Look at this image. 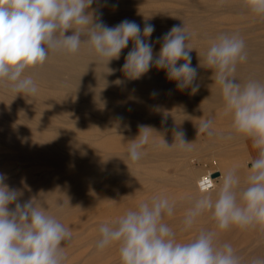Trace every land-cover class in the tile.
I'll return each mask as SVG.
<instances>
[{"label":"clouds","instance_id":"9594fccd","mask_svg":"<svg viewBox=\"0 0 264 264\" xmlns=\"http://www.w3.org/2000/svg\"><path fill=\"white\" fill-rule=\"evenodd\" d=\"M94 3L96 8L91 7ZM242 3L250 12L264 17V0ZM107 6L108 0H0V88L16 96H35L39 86L29 70L43 67L50 54L72 58L86 45L95 61L107 66L120 58L131 41L133 47L121 69L129 80H138L155 67L165 70L177 89L190 88L192 95L199 91L197 67L192 66L193 48L187 43L192 33L184 24L151 41L155 26L147 20L143 28L128 19L115 26L104 23L101 9ZM69 31L71 34L66 35ZM155 43L161 47L154 55ZM201 55L203 63L200 61L199 66L213 71L211 78L219 88L223 115L231 120L230 131L220 138L251 140L257 155L249 161L251 167L243 186L238 166H233L220 174L210 190L192 200L181 230H191L205 213H210L215 230L202 229L189 242H177L176 233L163 222L175 211V202L166 195H155L116 221L101 224L95 247L99 252L118 246L121 264H243L230 243L217 242L219 233L232 227L246 230L257 226L264 233V81L237 80L238 65L249 58L239 33L218 34ZM150 95L155 97L157 93ZM213 123L211 118L201 120L198 134L217 135ZM138 128L139 134L127 148L129 164L139 163L149 145L177 152L193 150L194 142L186 141L183 130L172 129L171 145L164 139L156 145L150 126ZM6 179V174L0 173V264H65V245L73 239L70 228L35 197L21 202L23 191L10 188ZM248 264H264V257H253Z\"/></svg>","mask_w":264,"mask_h":264},{"label":"bare ground","instance_id":"6f19581e","mask_svg":"<svg viewBox=\"0 0 264 264\" xmlns=\"http://www.w3.org/2000/svg\"><path fill=\"white\" fill-rule=\"evenodd\" d=\"M100 2L103 3V0ZM113 4L118 7L113 8ZM91 7L96 8L97 4L94 3ZM101 11L102 20L108 26H115L128 19L143 28L147 20L155 26V31L149 38L151 41L162 37L173 26L184 24L192 33V38L187 43L193 48L192 66L197 67L196 82L200 84L199 91L192 95L190 88L183 91L177 89L176 82L167 78L166 71L155 67L140 79L129 80L121 69L128 51L133 47L131 41L122 50L120 58L113 59L107 66L95 61V57L85 45L75 57L50 54L43 67L29 70V74L33 75L39 86L35 96H16L0 88V109L7 115L3 117L0 114V125L4 124L20 134L36 137L39 145L52 143L57 150L65 153L64 156L59 151L37 153L33 148L39 145L31 144L33 146L27 151V156L42 158L44 162L54 161L63 166L84 164V154L90 150L97 151L99 156L97 159H89L88 169L96 165L99 167L86 173L85 177L89 182H95L91 184L87 181L85 189H91L98 181L102 185L108 182L107 174L104 173L113 168V173L126 176L132 182L130 186L118 188L117 193L113 195L115 200L120 199L123 194H128L140 202L148 201L155 195H166L175 202L174 212H178L190 207L192 200L202 193L198 188V181L202 176L213 174L217 180L222 172L233 166H238L243 186L248 172L244 167L249 160L246 153H241L238 157L237 153L235 159L222 156L219 163H216V170L196 169L192 165V157H188L193 150L177 152L149 145L146 146L149 153L137 164H129L126 153L129 143L139 134L138 125L150 126L154 130L152 136L156 145L161 144L163 139L171 145L174 142L173 128L183 130L187 142H196L198 138L193 130L201 120L211 118L217 133L211 137L212 144L216 146L213 152L219 155L223 152L227 154L226 148L230 144L220 137L230 131L231 120L223 115L219 88L211 78L213 71L199 66L200 61L203 63L201 54L206 52L210 42L218 34L239 33L246 42L249 58L247 63L238 65L237 80L245 82L249 78H255L264 81V44H257L256 41L260 39L257 31L259 26L264 27V17L250 12L242 0H108V6L103 7ZM248 23H256L255 28L249 27ZM69 32L67 35L71 34ZM160 47V43H155L154 55L159 53ZM55 66L58 68H53ZM109 69L114 71L109 72ZM64 72H74L79 80L63 78ZM117 80L123 83L117 84ZM153 91L157 93L155 97L150 95ZM118 117L123 119L118 120ZM21 139L24 140L23 137ZM223 141L228 146L222 145ZM233 146L230 145L228 149ZM256 155L257 153L254 157ZM211 159L209 157V160ZM104 160L106 162H103ZM244 162L246 163L243 165ZM126 164H129V168ZM169 166L176 170L179 168L181 172L170 175L166 173ZM216 173L218 175H214ZM44 186L47 188L45 187L39 196L43 205L56 203L59 194L71 199V196L65 193V187H68L65 181L52 178L39 189ZM182 220V216L172 215L165 216L163 222L173 229L176 238H182L183 241L187 235L192 234L188 239V242L191 241L202 229L215 230L210 213L199 217L189 231L181 230ZM258 230L259 226L246 230L232 227L220 232L217 242L233 244L234 248V243L245 241L244 238L238 237L240 234L255 233ZM261 241H264L262 237L259 242ZM254 253V256L242 257L243 264H248L253 257H264V245L257 246Z\"/></svg>","mask_w":264,"mask_h":264},{"label":"rangeland","instance_id":"374dc122","mask_svg":"<svg viewBox=\"0 0 264 264\" xmlns=\"http://www.w3.org/2000/svg\"><path fill=\"white\" fill-rule=\"evenodd\" d=\"M248 26L255 28L256 23H248ZM258 28H260L257 31L260 39L256 40L257 44L258 42L259 44H264V27L261 28L259 26ZM69 33H71V31ZM252 36L255 37L256 35ZM53 68L57 69L58 67L55 66ZM62 75L63 78L68 80H79L78 76L75 75L74 72H64L62 73ZM2 90L4 91L3 88ZM0 114L3 117L7 116L6 114H4V111H2V109H0ZM193 131L198 140L194 142L193 153L188 157L189 159H191L192 157V165L196 169L216 170L215 168L218 166V164L216 163H219V159L222 156H226L229 159H235L237 153H239L237 154V157L241 153H246V155H248L246 157L249 160L246 161L247 163L244 162L243 165L246 163L244 167L247 170L248 166L251 167L249 161L250 159L254 158V155L257 153V150L252 147L251 140H247L248 142L244 139H237V141L235 139H233L234 141L226 140V143H228V145L230 144L231 146H233L234 143L237 142V144L235 143L236 145H234L230 149H228L230 145L228 146L227 144H225V141H223L224 143L222 145H227L228 147L226 149L228 151L227 154L226 152H223L222 155H219L213 152L215 149V145L212 144L211 137L209 138V136L205 134H198L197 127ZM21 137H23L24 140H22ZM239 141L241 143H239ZM38 142L39 140H37L36 137L29 136L28 134H20L11 127H7L4 124L0 125V173L6 174L7 179L5 183L10 188L21 189L23 191V196L20 198V200L21 202H24L32 197H35L37 200L41 201L39 196L43 193L45 187L47 188V186H44V188L42 189L39 188L42 187L46 182L50 181V179L56 178L61 181H65V183L68 185V187H65V193L69 194L71 196V199L69 197L66 199L65 195L59 194L56 203L44 205L49 213L56 215L58 219H60V221L65 226L69 227L73 233L72 241L65 245V253L67 257L65 264H121L118 246L116 247V245H113L104 249L103 251L98 252L95 245L97 239L99 238L98 228L101 224L112 223L116 221L120 216L124 215L127 210L136 208L140 203V200H136L128 194H123L118 200H115L113 198V195L117 193L116 191L118 190V188L125 185L130 186L132 184L131 180L126 176H121L113 173V168H110L107 173H104L107 174L106 177L107 179H109L108 182H105V184L102 185L101 182L98 181V183H94V186L91 189H85V184L88 181L85 178L86 173L97 170L99 167L98 165H96L92 169H88L90 167L89 159L98 158L99 154L97 153V151H87V153H85L86 155L84 154V164L63 166L62 164L55 163L54 161L44 162L42 158L40 159L36 156H27L29 150H31L33 146L31 144L37 143L39 145ZM239 146L241 147L238 149ZM243 149L246 152L243 151ZM33 150L37 151V153L59 151L55 146H53L52 143L39 145L38 147L33 148ZM59 153L62 156H64L65 154L64 152L60 151ZM146 153L149 152L146 151ZM247 153L251 154L249 155ZM215 155L218 157H216ZM209 157L210 159L211 157L214 158L209 160ZM77 162L80 161L77 160ZM103 162H106V160H104ZM167 168L166 173L170 175H176L175 173L181 172L179 168H177L176 170V168H174L173 166H169ZM214 175L218 174L216 173ZM93 182L89 183L93 184ZM52 185L53 183H51V186ZM61 204L63 205V207H60ZM14 206L15 205L13 204L9 207L10 209H12L14 208ZM188 208L189 207H186L183 210L174 212L173 216L175 217L178 215L184 217ZM258 231L255 233L240 234L238 236L241 239H245L243 243H234V250L237 254H239V256H241L242 254L243 255L241 257H244L246 255L254 256V249H256L257 246L264 245L260 244L264 241L259 242L261 237L262 240H264V233L260 232V230ZM191 237L192 234H189L184 238V241L182 240V238H176V240L180 243H186ZM248 244H250V246ZM262 256H264V253L262 254Z\"/></svg>","mask_w":264,"mask_h":264},{"label":"built area","instance_id":"2783aa9c","mask_svg":"<svg viewBox=\"0 0 264 264\" xmlns=\"http://www.w3.org/2000/svg\"><path fill=\"white\" fill-rule=\"evenodd\" d=\"M215 181L216 178L213 176V174H206L198 181V188L202 192L210 190L214 186Z\"/></svg>","mask_w":264,"mask_h":264}]
</instances>
